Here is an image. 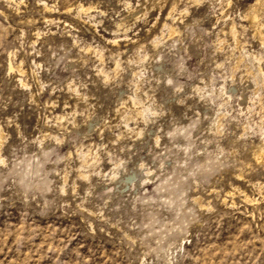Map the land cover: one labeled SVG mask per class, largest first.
Segmentation results:
<instances>
[{
  "label": "rangeland",
  "instance_id": "1",
  "mask_svg": "<svg viewBox=\"0 0 264 264\" xmlns=\"http://www.w3.org/2000/svg\"><path fill=\"white\" fill-rule=\"evenodd\" d=\"M218 1L0 0V264H264L257 0Z\"/></svg>",
  "mask_w": 264,
  "mask_h": 264
},
{
  "label": "bare ground",
  "instance_id": "2",
  "mask_svg": "<svg viewBox=\"0 0 264 264\" xmlns=\"http://www.w3.org/2000/svg\"><path fill=\"white\" fill-rule=\"evenodd\" d=\"M222 0H219L218 2L221 4ZM263 0H257L256 4L249 7L245 12L240 13V18L243 19L247 25L249 26V28L252 30V34L254 35V38L256 37V39H258L261 42V45H264V35L262 33V29L264 28V18H263ZM79 12L83 13V14H91L94 11H97L96 7L91 4L88 6H82L80 5L78 7ZM68 11V9H65ZM171 10V9H170ZM2 11V10H0ZM48 11V10H47ZM46 11V13H47ZM0 15H2L0 13ZM4 17V16H3ZM121 26V25H120ZM175 31V30H174ZM170 32V31H169ZM174 34V33H173ZM172 35V33L170 34ZM230 36L232 37L233 41L235 45L239 44L238 42V38H237V32L235 30L234 27H232L230 29ZM229 36V37H230ZM240 39V38H239ZM234 45V46H235ZM221 49V48H220ZM233 49V48H232ZM231 49V50H232ZM235 49V47H234ZM231 52V51H230ZM233 52V51H232ZM231 54V53H230ZM248 55V54H247ZM250 56V55H249ZM253 56V55H252ZM251 56V57H252ZM256 56V55H255ZM232 57V56H231ZM230 57V58H231ZM233 60H235V56H233ZM249 58V57H248ZM237 59V58H236ZM258 59V58H257ZM252 60V59H251ZM232 61V60H231ZM237 63L238 60H236ZM18 67H17V71L19 73H24L22 70V63H18ZM233 64V63H232ZM236 65V63H235ZM237 67V66H236ZM159 75V77H165L167 72H165V70L163 68H159L157 66H154L153 68ZM9 70H13V66L10 64L9 65ZM260 72V71H259ZM249 88L248 85H244V87L242 88V90L238 93H236L235 98H237L239 107L244 108L246 106V102L249 100V97L247 95V89ZM222 89V88H221ZM222 92L224 95H227L228 97H232L235 94V88L234 85L232 84L230 88H223ZM260 93V92H259ZM259 95V94H258ZM258 99H255V103L257 104V110H256V114L257 116H259L260 118V122L255 123V126L258 127L259 132H260V139L257 143H255L252 147V153L250 154L252 156V159L257 163V164H264V127H263V119H264V103L261 101L262 99H260L259 97H257ZM263 98V97H262ZM253 103V104H255ZM250 106V105H249ZM225 110V109H224ZM253 112V111H252ZM222 113V112H221ZM254 113V115H255ZM147 113L143 112V117L146 116ZM217 115V114H216ZM220 115V114H219ZM253 116V115H252ZM216 117V116H215ZM213 117V118H215ZM218 117L216 119H214L217 123ZM220 119V118H219ZM251 125V124H250ZM254 126V127H255ZM219 131V127L217 124V132ZM258 132V133H259ZM252 134V133H251ZM156 142V141H155ZM155 145V143H154ZM220 149V148H217ZM218 151V150H217ZM219 154V153H218ZM217 154V156H218ZM205 156V155H204ZM204 158V157H203ZM217 158V157H216ZM206 159V158H205ZM204 161V160H203ZM208 161V160H207ZM93 165V164H92ZM92 165L90 167H92ZM165 168V167H164ZM124 169V168H123ZM150 169V168H149ZM161 169V168H160ZM162 170V169H161ZM127 171V170H126ZM156 172V171H155ZM152 171L147 170L145 168V166L143 164H139V169L137 168H133L132 170H130L128 173H124L123 170L121 169V167H115L114 168V176L116 178V180H119V182H121L123 185L121 187V189H125L128 187V189H130L129 187L133 185V187L136 189L137 186H135L136 184H140L142 182V180L144 179V181L149 182L150 180H152ZM115 180V179H114ZM262 190V188L260 189ZM136 191V190H135ZM137 192V191H136ZM138 194V193H137ZM263 195V193H262ZM245 199L248 200L247 196H245ZM195 200V199H194ZM198 199H196L197 201ZM200 202V200L198 201Z\"/></svg>",
  "mask_w": 264,
  "mask_h": 264
}]
</instances>
